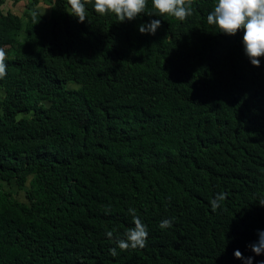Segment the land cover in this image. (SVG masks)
<instances>
[{"label":"trees","instance_id":"1","mask_svg":"<svg viewBox=\"0 0 264 264\" xmlns=\"http://www.w3.org/2000/svg\"><path fill=\"white\" fill-rule=\"evenodd\" d=\"M38 2L0 10V264L264 262L248 247L264 231V57L252 66L243 31L207 23L215 0L183 22L124 23L91 4L80 23L66 0H43L46 18ZM130 208L148 237L122 251Z\"/></svg>","mask_w":264,"mask_h":264},{"label":"clouds","instance_id":"2","mask_svg":"<svg viewBox=\"0 0 264 264\" xmlns=\"http://www.w3.org/2000/svg\"><path fill=\"white\" fill-rule=\"evenodd\" d=\"M69 6L68 14L77 18L80 23L87 19L86 5L91 4L95 13L100 16H115L119 23L133 21L141 14L157 17H171L183 22L193 15L194 0H66ZM37 15L33 12V16ZM207 23L215 26L218 32L226 36H235L243 31V48L245 55L254 67H260V59L264 57V0H215L213 10L207 15ZM161 27L159 19L139 26L141 34L155 35ZM8 55L4 47H0V80L7 75ZM227 199V193L221 192L210 201L211 209L215 212ZM259 204L264 207V199ZM133 217L134 227L127 230L123 237L116 238V244L122 251L143 249L148 237L147 226L139 219L135 209H129ZM159 227H172L170 220H163ZM113 231L106 236L112 238ZM258 240L248 247L255 255L264 254V231L257 233ZM110 255L116 256L115 248L109 250ZM237 259H242L239 251L235 252ZM245 264H252V258H247ZM264 264V262H261Z\"/></svg>","mask_w":264,"mask_h":264},{"label":"rangeland","instance_id":"3","mask_svg":"<svg viewBox=\"0 0 264 264\" xmlns=\"http://www.w3.org/2000/svg\"><path fill=\"white\" fill-rule=\"evenodd\" d=\"M45 8H47V6L44 3L40 4V9H41L42 13L44 12ZM16 10L18 13H20L22 15L23 10L21 11V7H16ZM20 39H23V35L20 36ZM67 88L75 89V88H77V86L71 83V84L67 85ZM1 96H2V94L0 93V97ZM30 180H31V178H28V180L24 186V189H27L29 187ZM1 185H2V189L7 191V192H10L12 194L13 198H15L17 201L25 203V204L29 203L25 198L24 191L21 189H18L13 181L10 182L9 184L2 183Z\"/></svg>","mask_w":264,"mask_h":264},{"label":"crops","instance_id":"4","mask_svg":"<svg viewBox=\"0 0 264 264\" xmlns=\"http://www.w3.org/2000/svg\"><path fill=\"white\" fill-rule=\"evenodd\" d=\"M2 1H3V4L0 6V10L3 14L10 12L16 16H19V17H21L22 15L17 12L16 7H21V11L23 10V12H24L26 7H28L29 4L31 3V0H2ZM42 3H44L43 0H39L37 6L35 8L38 9L43 16L48 18L49 12H50V7L45 4L47 6V8H45L44 12L42 13V11L40 9V4H42Z\"/></svg>","mask_w":264,"mask_h":264}]
</instances>
